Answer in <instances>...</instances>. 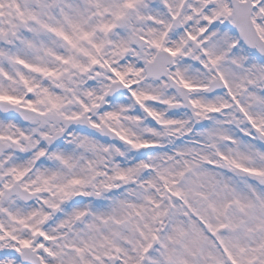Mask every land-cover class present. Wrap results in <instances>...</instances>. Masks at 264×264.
Listing matches in <instances>:
<instances>
[{
	"label": "snow or ice",
	"instance_id": "obj_1",
	"mask_svg": "<svg viewBox=\"0 0 264 264\" xmlns=\"http://www.w3.org/2000/svg\"><path fill=\"white\" fill-rule=\"evenodd\" d=\"M0 264H264V0H0Z\"/></svg>",
	"mask_w": 264,
	"mask_h": 264
}]
</instances>
